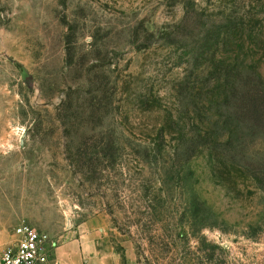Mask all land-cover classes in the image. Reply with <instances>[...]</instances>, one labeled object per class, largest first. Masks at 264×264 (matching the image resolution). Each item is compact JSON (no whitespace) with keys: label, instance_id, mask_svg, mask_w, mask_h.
Wrapping results in <instances>:
<instances>
[{"label":"rangeland","instance_id":"rangeland-1","mask_svg":"<svg viewBox=\"0 0 264 264\" xmlns=\"http://www.w3.org/2000/svg\"><path fill=\"white\" fill-rule=\"evenodd\" d=\"M95 216L137 264H264V0H0V253Z\"/></svg>","mask_w":264,"mask_h":264},{"label":"crops","instance_id":"crops-1","mask_svg":"<svg viewBox=\"0 0 264 264\" xmlns=\"http://www.w3.org/2000/svg\"><path fill=\"white\" fill-rule=\"evenodd\" d=\"M137 264L133 244L124 234L112 233L103 216L79 222L64 232L47 264Z\"/></svg>","mask_w":264,"mask_h":264},{"label":"built area","instance_id":"built-area-1","mask_svg":"<svg viewBox=\"0 0 264 264\" xmlns=\"http://www.w3.org/2000/svg\"><path fill=\"white\" fill-rule=\"evenodd\" d=\"M13 236L0 253V264H47L51 259L53 244L44 231L22 223Z\"/></svg>","mask_w":264,"mask_h":264},{"label":"trees","instance_id":"trees-1","mask_svg":"<svg viewBox=\"0 0 264 264\" xmlns=\"http://www.w3.org/2000/svg\"><path fill=\"white\" fill-rule=\"evenodd\" d=\"M139 262V261H138Z\"/></svg>","mask_w":264,"mask_h":264}]
</instances>
